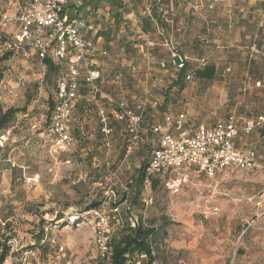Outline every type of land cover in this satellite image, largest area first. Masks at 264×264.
<instances>
[{
    "label": "rangeland",
    "instance_id": "obj_1",
    "mask_svg": "<svg viewBox=\"0 0 264 264\" xmlns=\"http://www.w3.org/2000/svg\"><path fill=\"white\" fill-rule=\"evenodd\" d=\"M202 3L184 0L175 5L193 19L186 48L182 34L168 36L173 43L166 46L161 45L166 42L161 38L139 40L137 23H130L129 29L123 24L120 36L138 46L144 44L149 51L138 47L132 55L125 54L123 47L115 44L109 57L98 56L104 72L103 91L111 90L114 102L125 99L130 107L137 101L144 103L154 124L161 123L166 113H184L191 124L212 125L232 112L241 117L264 112V49L251 47L261 36L246 39L250 48H240L235 46L234 31L224 32L222 27L218 32L227 36L229 44L214 42L212 30L207 35L201 20L212 21L217 13L227 12L222 6L219 9L221 1L212 0L208 6ZM133 8L139 20V3ZM85 9L93 18L92 11ZM182 47L191 72L215 61L223 67L214 82L185 80L182 89L174 87L164 106L166 91L177 73L161 63L169 65L174 49ZM6 55L0 42V106L26 111L17 114L3 134L4 147H0V221H6L11 229L7 232L15 236L4 264H103L94 215L88 207L101 202V209L110 214L114 206L106 202L113 193L117 201L122 198L141 164L151 156V138L145 136L128 156H123L122 126H115L106 141L98 138L95 110L111 111L117 106L98 99L83 116L80 110L74 111L69 149L45 145L41 136H46L48 102L54 96L55 81L47 78L46 67L36 58L12 54L4 60ZM118 71L123 80L113 85ZM247 142L260 155V170H222L209 177L185 169L172 175L187 176L177 192L162 185L152 191L154 204L143 214L148 223L159 227L154 264H264V139L256 131ZM124 206L120 205V211ZM111 225L113 236L119 226L115 221ZM43 229L48 241L36 248L35 238Z\"/></svg>",
    "mask_w": 264,
    "mask_h": 264
},
{
    "label": "built area",
    "instance_id": "obj_2",
    "mask_svg": "<svg viewBox=\"0 0 264 264\" xmlns=\"http://www.w3.org/2000/svg\"><path fill=\"white\" fill-rule=\"evenodd\" d=\"M0 6V32L5 38L1 43L3 53L37 57L40 60L50 56L62 68L56 89L54 114L46 136H41V142L65 149L71 141L69 129L72 107L77 98L79 83L84 80L91 87L94 97L101 93L98 86L101 72L97 58L106 55V51L101 50L100 39L95 40L88 18L75 0H0ZM152 13V7L146 5L141 16L151 17ZM164 45L170 46V43L166 41ZM173 56L177 68L185 69L187 58L178 53ZM185 78L191 82L193 76L188 73ZM119 79V76L115 78L116 81ZM145 92L150 93L148 89ZM116 104L112 118L126 122L130 137L127 155L138 146L143 133H149L159 142L143 184L146 211L154 204L151 177L156 173L170 172L171 178L166 182V187L177 192L187 181V176L172 175L185 169L193 168L213 177L222 170L262 168L255 151L251 147H238L235 140L240 134L248 135L254 129L264 127V113L256 119L230 114L211 126L191 125L184 113L177 116L168 114L160 124H144L145 104H138L134 110L126 101ZM100 115L104 124L102 132L107 137L110 134L108 119L103 110ZM4 142L0 140V146L3 147ZM115 197L113 193L110 198L115 200ZM118 212L117 208L112 210V213ZM90 213L95 219L97 249L101 260H104L108 258L110 250V215L105 210ZM2 226L5 227L6 223H2ZM59 250L64 251V247ZM27 261L25 258L24 262Z\"/></svg>",
    "mask_w": 264,
    "mask_h": 264
},
{
    "label": "trees",
    "instance_id": "obj_3",
    "mask_svg": "<svg viewBox=\"0 0 264 264\" xmlns=\"http://www.w3.org/2000/svg\"><path fill=\"white\" fill-rule=\"evenodd\" d=\"M115 10V14L113 16V22L109 25V27L106 30H103L99 32L94 38L95 40L102 38L105 43H103L101 46V50L106 51V55H100L102 59L109 57L110 54V49L115 44H118L119 46H122L124 49V53L126 54H131L132 51L137 52L138 47L139 50L143 49V52L149 51L148 48L143 44H140L139 46L136 43H133L132 41L128 40L127 37L120 36V32L122 29V25L124 23L123 19V14L128 11V4H125L126 0H108ZM129 2H135V3H142L145 0H127ZM184 0H146V5H150L153 9V13L151 17H142L141 13L142 10L139 12V20L136 19V22L139 27V40L141 39H146L148 37H156V38H161L165 41H170L169 43H173L169 39L167 40L166 38L169 35V30L171 28L172 21L170 17H172L170 9L168 6H172L173 8L175 5H178L182 3ZM128 2V3H129ZM173 3V4H172ZM136 4L133 6L135 7ZM134 9V8H132ZM138 18V16H137ZM0 20H1V14H0ZM130 23H124V26H126L127 29L131 27ZM186 35L184 36V42L182 45L186 48L187 43H190V37H191V31H187ZM263 33V32H262ZM181 35V33H179ZM171 37V36H170ZM178 37V36H177ZM176 38V36L172 37ZM262 38H264V35L258 39V42L256 43V46L258 49L262 46ZM3 34L0 32V42L2 43L4 40ZM119 39V40H118ZM161 45H164L163 42H161ZM145 47V48H144ZM183 48V47H182ZM174 49V48H173ZM174 53H178L184 57V48L182 50H176L174 49V52L172 53L171 56V61L169 65L165 63H161V67L164 64L163 68L167 67H172V69L177 73V78L174 80L172 86H170L165 94V101H164V106H166L169 103V96H170V90H172L174 87H179L180 89L183 88V83L186 80V74L190 73L193 76V79H204L206 75V70H208V73H211V77H209V80H212L214 76L216 75V68L214 66H205L202 68V70L198 69L196 71L191 72L190 71V65L188 64V59H187V66L183 70H179L177 66L174 64ZM7 55L4 56V60H7L10 55H15V53H6ZM39 60L47 69V78L50 80L52 79L55 81V90H54V96L52 97L51 100H49V109H48V114H47V119L45 122V131H47L48 126L50 125L51 119L54 114L55 110V97H56V89H57V84L62 72V68L52 60L50 56H47L45 59L40 60L37 57H33ZM187 58V57H186ZM99 61V60H98ZM98 69L101 72V79L98 82V86L100 87L101 93L97 95V97L93 96V92L91 90V87L84 81L81 80L78 86V94L77 98L73 103L72 107V122L70 125V145L62 150H67L72 146L73 142V113L74 111L80 110L81 115L83 116L84 114L90 112L92 109V103L94 104L98 99L105 101L106 105H110V103H117L114 102L116 101L115 98L112 96V92L103 91V81H104V72L102 69V63L99 61V67ZM135 69V68H134ZM133 70V69H132ZM189 70V71H188ZM136 71V70H135ZM134 72V71H133ZM119 76L120 79L118 81L115 80V78ZM113 85H120L119 83L122 82L123 80V74L121 71H118L115 73L113 77ZM1 74H0V81H1ZM191 81V82H192ZM113 87V86H112ZM247 89H244V92H246ZM78 99H81L80 101ZM122 101V100H121ZM123 101H126L125 99ZM119 102V101H118ZM128 102V101H127ZM129 103V102H128ZM138 104H141V102L137 101L134 106H129L131 109H135ZM144 104V103H142ZM96 105V104H95ZM117 105V104H116ZM130 105V104H128ZM114 106V105H113ZM146 106V105H145ZM117 107V106H116ZM112 109L111 111L103 109L105 112V115L107 116V124L110 129V134L109 136L112 135L115 126L119 127L122 126L125 131V140H124V153L123 156H128L126 154V149L127 145L129 143V134L127 132V126L126 122H118L112 118V113L116 109ZM26 111L25 109L19 110L17 108H8L7 110H4L2 106H0V140H5V137H3V134L5 133L6 130L10 127L11 123L15 121L17 114L20 112ZM96 114L98 115L99 118V124H98V138L100 139H105L106 141V136L103 134L102 130L104 127V124L102 123V117L100 115V111L97 110ZM264 112L256 115V116H247L245 118H252L256 119L260 115H262ZM173 115L177 116L178 114H172V113H166L163 116V120L166 115ZM229 116V115H228ZM149 110L148 108L145 109L144 112V124H154L152 123L149 119ZM162 120V122H163ZM161 122V123H162ZM160 124V123H157ZM260 132L262 138L264 139V127H259L254 129L250 134H240L238 138L235 140V144L238 147H241L243 149L247 148H252L256 155L258 161L261 163V158L260 155L257 151V149L254 147L252 143L247 142L248 139L251 137V135L254 132ZM91 135V134H90ZM145 136H148L151 138L150 142L154 145L153 151L151 153V156L148 160H144V162L141 164L140 168L136 172V176L134 177L133 180L128 184V189L126 192L123 194L122 198L117 201L116 198L115 200L112 198L108 199V202L106 203H111L113 204L114 208L118 209V213H112V210H110V227L112 228V222L115 221L118 224V231L111 236V240L109 243V255L107 259L102 260L103 264H136L137 262L140 261V264H154L156 261V255L154 253V245L157 242V239L159 237V227H156L152 223H148L144 219V212L146 211L145 209V204H144V192H143V184L147 178V170L150 165V162L152 160L154 152L159 148V142L158 139L151 136L149 133H143L141 135V139L139 141V144L135 149H137L143 142V139ZM6 142V140H5ZM4 142V145H5ZM110 143V142H109ZM2 147V146H0ZM4 147V146H3ZM134 149V150H135ZM133 150V151H134ZM132 151V152H133ZM131 152V153H132ZM1 160V156H0ZM260 169H248L247 171H256ZM171 178V174L168 171H163L160 173H156L151 177V190L153 191L156 189L159 185L166 186V182ZM124 209L120 211V205L124 204ZM101 202H95L91 206L88 207L89 210L94 211V210H102L101 209ZM90 211V212H91ZM62 217L60 218V220ZM6 220V219H3ZM2 223H6V226L3 227ZM7 231H11L9 224L5 221H0V264H4L6 260L8 259L10 253H11V246L10 243L14 238V234H11ZM48 237L46 236L44 229L37 235L35 238V244L34 247L36 248H42L45 243H47ZM141 259V260H140Z\"/></svg>",
    "mask_w": 264,
    "mask_h": 264
},
{
    "label": "crops",
    "instance_id": "obj_4",
    "mask_svg": "<svg viewBox=\"0 0 264 264\" xmlns=\"http://www.w3.org/2000/svg\"><path fill=\"white\" fill-rule=\"evenodd\" d=\"M145 1H143L142 3L139 2V12L146 4ZM201 1H203V3L205 2L204 4L208 6V2H211L212 0H201ZM214 1L216 2L221 1V3L218 5L219 9L222 6L224 8L223 10L227 12L224 14L217 13L214 18L211 17L212 21L208 20V18H203V20H201V22L203 21V25H205L204 29L206 30L205 33L207 35L208 32L212 30L211 37L213 38L214 42L218 44L222 43L225 46L229 44L227 42V36L223 35L222 37V35H220V33L218 32L219 29H221L222 27L226 28L224 32H227L228 29H230L229 30L230 33L234 31L237 41V44L235 46L240 48H245V46L246 48H250L249 43L248 41H246V39L249 38L255 39L257 36L259 37L261 35L262 36L264 35V0H214ZM128 2L129 1L127 0L125 1V4H128L129 8L128 11L123 14L124 23L126 22L135 23L137 19V13L135 9L132 8L137 3L135 2L128 3ZM79 5L81 6L83 13L86 10L85 9L86 7H88V9L92 11V16L94 20L93 18L90 17L89 13L88 15L84 13V15L89 20L92 29V35L94 37L99 32L106 30L109 27V25L113 22V16L115 14V10L113 9V7L111 6L108 0H86L83 3H80ZM168 8L170 9L172 15V17H170L172 21L171 24L172 26L169 30V35L171 37L176 36L177 38V36H180L179 33H181L182 35L189 34L187 33V31H191V25L193 21L192 16L190 14H186L185 11L181 12L179 10V7L173 8L172 6H168ZM100 42L102 44L105 43L102 38H100ZM251 47L257 49L258 51L264 49L263 44L260 47V49L257 48L256 44H254V46ZM223 48H227V47H223ZM208 66H214L216 68V75L212 80H209V77H211V73L210 72L208 73V70H206L205 78L199 80L202 83L216 81L219 78L220 70L222 69L223 64H221V62L215 61L211 64H208ZM200 70H202V68ZM258 84L260 85V83ZM230 114H235L236 116H238L236 112H232ZM238 117L245 118L241 116ZM206 126H211V125H206Z\"/></svg>",
    "mask_w": 264,
    "mask_h": 264
}]
</instances>
